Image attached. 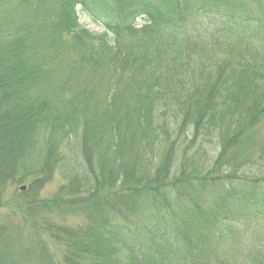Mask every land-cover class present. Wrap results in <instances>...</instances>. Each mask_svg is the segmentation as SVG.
I'll return each instance as SVG.
<instances>
[{
  "label": "trees",
  "instance_id": "16d2710c",
  "mask_svg": "<svg viewBox=\"0 0 264 264\" xmlns=\"http://www.w3.org/2000/svg\"><path fill=\"white\" fill-rule=\"evenodd\" d=\"M28 181L0 264H264V0H0V209Z\"/></svg>",
  "mask_w": 264,
  "mask_h": 264
},
{
  "label": "rangeland",
  "instance_id": "374dc122",
  "mask_svg": "<svg viewBox=\"0 0 264 264\" xmlns=\"http://www.w3.org/2000/svg\"><path fill=\"white\" fill-rule=\"evenodd\" d=\"M80 17V24L88 31L94 33V34H98L100 32V30L96 29L97 27L95 26V24L93 23L92 20H90L89 18H86L85 16H79ZM137 25H140V22H137ZM77 146V145H76ZM79 150L76 147V153H78ZM81 160V159H80ZM82 163V161H81ZM199 165V164H198ZM71 167H73V165H71ZM74 168V167H73ZM81 168V167H80ZM62 180L61 177L58 175V173H55L54 176L47 180L44 181L42 186L39 188V192H38V198L40 200H48L50 199L59 189V187L62 185ZM29 181L28 182H24V183H20L17 184L15 186H12L11 188H9L6 192L5 195V203L4 206L0 209V211L2 212L1 214L3 216H5L10 210L9 208L15 209L18 212L24 213L25 214V203H23L22 206H20V202H24V199L22 198V196L20 195V192H25L28 187H29ZM21 188H25V190H21ZM17 203V206L15 205ZM48 217L49 221L52 223H58V224H66V225H70V226H75L79 223H81V220L78 217H62L58 214H49L46 213V216ZM46 234L43 233L42 236H44L43 238L46 239L47 237L45 236ZM48 241L47 243L49 244L48 248H50V251L52 252V254L54 255L53 257V262H55V264H63V255H64V249L56 244H51L49 241V237L47 238Z\"/></svg>",
  "mask_w": 264,
  "mask_h": 264
}]
</instances>
